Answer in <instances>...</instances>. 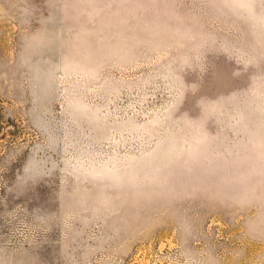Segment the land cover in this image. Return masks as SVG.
<instances>
[{"label": "rangeland", "instance_id": "1", "mask_svg": "<svg viewBox=\"0 0 264 264\" xmlns=\"http://www.w3.org/2000/svg\"><path fill=\"white\" fill-rule=\"evenodd\" d=\"M0 264H264V0H0Z\"/></svg>", "mask_w": 264, "mask_h": 264}]
</instances>
